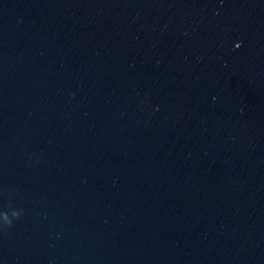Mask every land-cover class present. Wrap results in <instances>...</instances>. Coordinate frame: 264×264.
Segmentation results:
<instances>
[{
    "label": "water",
    "instance_id": "1",
    "mask_svg": "<svg viewBox=\"0 0 264 264\" xmlns=\"http://www.w3.org/2000/svg\"><path fill=\"white\" fill-rule=\"evenodd\" d=\"M0 264H264V0H0Z\"/></svg>",
    "mask_w": 264,
    "mask_h": 264
}]
</instances>
